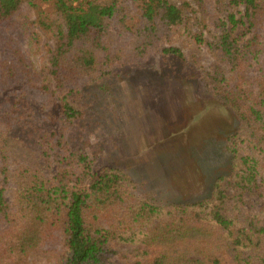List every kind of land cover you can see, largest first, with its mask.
Listing matches in <instances>:
<instances>
[{
	"label": "trees",
	"instance_id": "1",
	"mask_svg": "<svg viewBox=\"0 0 264 264\" xmlns=\"http://www.w3.org/2000/svg\"><path fill=\"white\" fill-rule=\"evenodd\" d=\"M179 1L0 0V264L40 251L58 264H110L113 243L144 246L140 259L157 248L150 264H264V0L235 1L240 17L213 20L209 87L240 125L226 140L231 172L209 195L154 199L124 170L96 172L82 146L90 87L156 56L186 62L167 38L184 8L207 13L217 0ZM40 33L55 43L47 70L30 59ZM119 41L129 49L116 51Z\"/></svg>",
	"mask_w": 264,
	"mask_h": 264
},
{
	"label": "rangeland",
	"instance_id": "2",
	"mask_svg": "<svg viewBox=\"0 0 264 264\" xmlns=\"http://www.w3.org/2000/svg\"><path fill=\"white\" fill-rule=\"evenodd\" d=\"M235 1L239 0H217L207 13L184 8V22L166 43L179 48L186 62L156 56L120 67L87 90L94 125L88 135L84 134L82 146L97 155L96 172L104 168L124 170L152 198L178 203L205 198L215 180L231 172L226 140L240 123L209 87L219 61L208 44L218 37L213 24L216 17H240L243 13ZM171 2L183 7L179 0ZM115 27L111 23L113 33L118 32ZM240 34L235 32L236 37ZM122 38V45L129 44ZM40 39V48H35L30 59L47 70L55 43L44 33ZM247 39L250 37L241 45ZM21 45L24 48L25 43ZM122 45L114 42L113 47L116 51L129 49ZM22 89L20 83L12 84L6 93ZM76 132L81 133L76 130L73 135ZM112 248L115 255L110 264H150L158 251L148 249L150 255L140 259L137 250L144 246L139 244L113 243ZM58 263L57 253L40 251L25 264Z\"/></svg>",
	"mask_w": 264,
	"mask_h": 264
}]
</instances>
